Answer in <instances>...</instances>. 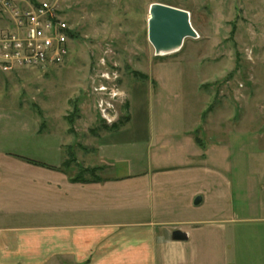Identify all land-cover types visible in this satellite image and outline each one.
I'll list each match as a JSON object with an SVG mask.
<instances>
[{"label": "rangeland", "instance_id": "rangeland-1", "mask_svg": "<svg viewBox=\"0 0 264 264\" xmlns=\"http://www.w3.org/2000/svg\"><path fill=\"white\" fill-rule=\"evenodd\" d=\"M153 4L190 13L200 38L156 57L147 33ZM57 7L74 36L64 64L0 71V199L10 213L23 222L29 215L13 194L21 188L16 173L25 172L15 169L18 155L46 150L30 138L33 129L64 141L69 180L100 179L93 156L110 125L102 114L110 97L98 91L107 74L106 87L123 93L113 103L121 128L133 85L151 89L157 162L132 184L141 201H131L138 211L129 219L158 242V264H190L196 255L205 264L206 252L208 264H264V0H59ZM176 231L188 241H173Z\"/></svg>", "mask_w": 264, "mask_h": 264}, {"label": "crops", "instance_id": "crops-1", "mask_svg": "<svg viewBox=\"0 0 264 264\" xmlns=\"http://www.w3.org/2000/svg\"><path fill=\"white\" fill-rule=\"evenodd\" d=\"M150 90L148 83H135L129 124L96 138L93 157L103 168L98 181L69 180L59 154L64 141L59 136L41 139L36 129L31 131L30 138L46 150L17 157L15 169L25 172L16 173L21 188L13 195L19 206L28 205L26 220L10 213L13 208L0 199V264H158V242L142 236L143 229L137 228L144 225L129 219L138 211L131 201L140 200L132 184L149 178L157 162L151 159ZM161 250L165 253L166 245ZM199 258L191 257L190 264ZM174 259L180 261L181 254Z\"/></svg>", "mask_w": 264, "mask_h": 264}, {"label": "built area", "instance_id": "built-area-1", "mask_svg": "<svg viewBox=\"0 0 264 264\" xmlns=\"http://www.w3.org/2000/svg\"><path fill=\"white\" fill-rule=\"evenodd\" d=\"M58 2L0 0V71L12 73L64 64L70 56L73 31L58 11ZM102 78L104 85L98 91L110 97V102L102 105L103 118L108 126H115L113 103H122L123 93L117 87H106L112 81L109 75Z\"/></svg>", "mask_w": 264, "mask_h": 264}, {"label": "water", "instance_id": "water-1", "mask_svg": "<svg viewBox=\"0 0 264 264\" xmlns=\"http://www.w3.org/2000/svg\"><path fill=\"white\" fill-rule=\"evenodd\" d=\"M149 7L148 41L156 57L177 54L183 49L186 40L200 38L192 26L191 14L187 11L163 4H153ZM202 199L198 197L195 200L196 208L202 204ZM188 239V235L181 231H176L172 235L175 242H187Z\"/></svg>", "mask_w": 264, "mask_h": 264}, {"label": "trees", "instance_id": "trees-1", "mask_svg": "<svg viewBox=\"0 0 264 264\" xmlns=\"http://www.w3.org/2000/svg\"><path fill=\"white\" fill-rule=\"evenodd\" d=\"M72 35H73V33H71V37H74V36H72ZM139 77L141 78V81H146V80H147V78H146L145 76H141V75H139ZM129 120H130V119H129ZM129 120H128V122H129ZM121 127H122V125L120 126V125L115 124V126H114V125H113V126H107V127H106V130L109 131V132H113V131H118V130H120ZM29 162H32V161H29ZM33 164H38V163L33 162ZM40 166H42V167H46V168H51V167H49V166H47V165H45V164H40ZM53 169H54V168H53Z\"/></svg>", "mask_w": 264, "mask_h": 264}]
</instances>
